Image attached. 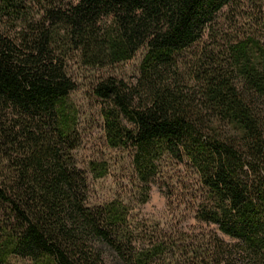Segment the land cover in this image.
Masks as SVG:
<instances>
[{
  "label": "trees",
  "instance_id": "1",
  "mask_svg": "<svg viewBox=\"0 0 264 264\" xmlns=\"http://www.w3.org/2000/svg\"><path fill=\"white\" fill-rule=\"evenodd\" d=\"M237 1L44 0L19 42L0 37V113L16 114L0 123V210L12 222L0 228V262L179 264L175 243L136 245L120 198L89 202V177H105L108 163L82 167L72 153L70 65L100 70L142 51L134 82L98 76L89 86L108 145L131 153L135 196L145 203L154 183L192 170L191 212L235 242L215 235L213 251L194 247L189 264H264V41L216 26Z\"/></svg>",
  "mask_w": 264,
  "mask_h": 264
},
{
  "label": "rangeland",
  "instance_id": "2",
  "mask_svg": "<svg viewBox=\"0 0 264 264\" xmlns=\"http://www.w3.org/2000/svg\"><path fill=\"white\" fill-rule=\"evenodd\" d=\"M43 2L44 0H8L5 3H8V7L0 11V37L19 42L22 32L30 31L32 25L35 26L41 18ZM257 17H260V20H256ZM216 21L218 31L224 33L227 38L254 34L264 41V0H238L237 3L226 6L218 12ZM204 40L206 46L213 45L208 32ZM220 43L224 45V40ZM141 59L142 51L131 61L109 65L100 70L80 69L73 63L70 65L77 87L71 92L69 99L78 108L77 129L80 135V144L72 153L75 161L82 167H87L91 159L105 160L108 163L109 173L105 177L99 179L89 177L90 187L87 195L90 203L100 204L116 197L120 198L129 207L128 218L135 230L137 246L160 240L170 244L175 243L173 252L179 264H189L194 247L210 253L214 249L216 236L228 243H233L235 240L219 230L216 224L199 220L191 212V205L194 203V201L190 203L191 192L197 190L195 185L197 178L192 170L180 168L179 172L174 174L175 178L172 176L168 182L163 179L159 183H154L149 200L140 203L135 196L136 188L131 182V153L108 145L100 101L89 89L91 81L98 76H115L127 82H134L138 76ZM14 115L16 114L12 109L1 112L0 119H3L0 123L12 121ZM200 192L197 191L193 195L200 197ZM169 197L174 200V207L167 205ZM5 206L6 204H0L2 209ZM4 225L11 227L12 222L8 214L0 210V228ZM183 247H186L187 253H178V249ZM161 262L163 259H158L155 264ZM212 262L211 264H214L213 260ZM0 264H32V262L29 258L12 254Z\"/></svg>",
  "mask_w": 264,
  "mask_h": 264
}]
</instances>
